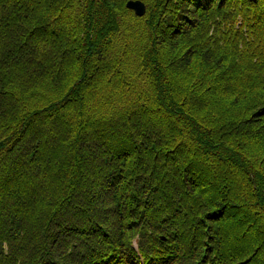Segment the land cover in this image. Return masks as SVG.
<instances>
[{"label":"trees","instance_id":"16d2710c","mask_svg":"<svg viewBox=\"0 0 264 264\" xmlns=\"http://www.w3.org/2000/svg\"><path fill=\"white\" fill-rule=\"evenodd\" d=\"M0 0V264H264V0Z\"/></svg>","mask_w":264,"mask_h":264},{"label":"water","instance_id":"95a60500","mask_svg":"<svg viewBox=\"0 0 264 264\" xmlns=\"http://www.w3.org/2000/svg\"><path fill=\"white\" fill-rule=\"evenodd\" d=\"M127 8L134 11L139 17L146 14V6L141 1H130L127 3Z\"/></svg>","mask_w":264,"mask_h":264},{"label":"rangeland","instance_id":"374dc122","mask_svg":"<svg viewBox=\"0 0 264 264\" xmlns=\"http://www.w3.org/2000/svg\"><path fill=\"white\" fill-rule=\"evenodd\" d=\"M111 263V261H109L107 264Z\"/></svg>","mask_w":264,"mask_h":264}]
</instances>
